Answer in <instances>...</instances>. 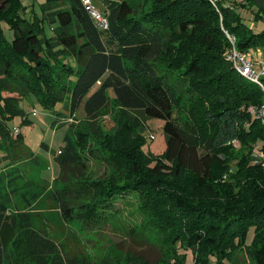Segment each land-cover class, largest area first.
<instances>
[{
    "label": "trees",
    "instance_id": "16d2710c",
    "mask_svg": "<svg viewBox=\"0 0 264 264\" xmlns=\"http://www.w3.org/2000/svg\"><path fill=\"white\" fill-rule=\"evenodd\" d=\"M95 1L106 29L83 0H47L45 19L57 22L59 31L41 39L39 22H25L17 0H0V23L13 34L7 41L0 24V146L7 152L0 172V264H75L61 255L50 233L12 206L9 189L17 188L30 167L39 170L45 190L54 180L60 184L52 201L63 218L76 216L89 230L107 222L119 198L146 194L143 202L150 204L156 227L168 231L166 264H188L189 254L191 264H210L211 258L232 264L236 252L250 264H264V169L252 163L258 143L264 152V126L248 112L261 105L262 92L226 60L230 43L224 34L234 37L238 51L264 50V32L253 34L236 12L248 9L264 22V0H150L149 7ZM29 95L50 110L68 101L70 116L82 106L86 131L97 135L98 121L114 105L123 114L162 120L165 152L148 168L149 177L143 176L140 161L148 158L140 150L142 134L115 119L113 134L91 138L95 150L109 153L119 175L129 178H83L93 149L77 150L68 134L54 158L57 176L49 180L45 163L7 127ZM178 111L189 120L175 117ZM61 115L56 113L54 125L63 121ZM227 165L236 173L222 181L218 170ZM185 175L192 178L189 189ZM11 232L12 239L6 236Z\"/></svg>",
    "mask_w": 264,
    "mask_h": 264
},
{
    "label": "rangeland",
    "instance_id": "374dc122",
    "mask_svg": "<svg viewBox=\"0 0 264 264\" xmlns=\"http://www.w3.org/2000/svg\"><path fill=\"white\" fill-rule=\"evenodd\" d=\"M129 1L133 7L150 6V0ZM236 1L240 3V0ZM17 2L20 7L19 13L25 22H39L41 39H50L58 33L57 22L45 19L44 6L47 0H17ZM226 2L228 1L226 0ZM92 5L94 9L101 12V5L96 3L95 0ZM236 12L242 17L244 26L251 30L253 34L264 32V22L257 18L253 12L242 7H237ZM0 24L6 40L10 42L13 34L9 25L5 22ZM22 28L25 27L22 26ZM249 51L250 49L247 52ZM251 54L255 59L253 69L259 73V63L264 60V50L262 48L252 49ZM66 61L71 66H74L73 59L68 58ZM161 65H164L163 62H161ZM261 79H264V77H261ZM108 94L110 97H114L111 91ZM3 95L6 96L7 94L4 93ZM65 102L63 104L58 103L54 110H50L42 105L34 95H29L19 101L21 112L6 121L7 127L11 132L15 129L19 131L23 145L45 163L46 171L43 173L45 178L49 180L56 178L58 167L54 158L64 146V139L68 134H72L70 138L72 142L76 143L77 150L93 149L91 154H89L93 157L87 166L83 178L105 179L111 182H120L125 178H129V174L119 175L109 160V153L101 148V151L95 150L98 146L91 138L95 135L98 138H102L104 134H113L116 130L113 122L115 119H120L123 123L135 126L137 134H142L143 143L140 150L148 159L140 162L145 170L142 173L143 176L149 177L147 174L148 168L153 166L154 161L166 149V139L163 131L164 121L145 119L141 114L134 112L123 114L114 105L110 113L98 121L100 135H97L93 134L91 130H88L91 133L86 131L84 124L85 113L82 106L70 116L68 101ZM56 113L62 114L63 121H57V124L54 125ZM178 116L182 120H189L186 112H175V117ZM76 133L79 135L78 141L75 139ZM129 136V134L127 136L123 135L121 140H126ZM87 138L90 139V142L88 141L89 144L86 141ZM232 147L235 152L240 149L237 143H234ZM257 147L261 148L262 143H258ZM6 154L5 149L0 146V172L6 167ZM228 165L225 170L221 168L218 170L220 173L219 178L222 181L227 179V175L236 173V168L229 169ZM184 182L187 183L188 189L192 187L191 176L185 175ZM16 185V189H9L15 212L24 213L37 229L50 233V239L60 249L61 255L68 257L71 262L73 261L75 264H166L163 249L168 237V231L160 230L156 227L157 219L152 216L150 204H144L143 202L146 194H125V198H119L114 203L113 214L108 218L107 222L99 224L93 230H89L76 216L68 221L63 218L57 209L56 203L52 201V195L58 191L56 189H60V184L54 180L49 188L45 190L43 188L44 182L38 169L30 167L25 177L19 179ZM22 194L24 197H20ZM82 201L85 202L86 200ZM252 231L253 229H250L247 242L252 239ZM6 236L12 239V232L6 234ZM187 263H192L190 254L188 255ZM170 264H175V260L171 259ZM210 264H216L214 258H211ZM232 264L250 263L244 257L243 252H236L232 258Z\"/></svg>",
    "mask_w": 264,
    "mask_h": 264
},
{
    "label": "built area",
    "instance_id": "2783aa9c",
    "mask_svg": "<svg viewBox=\"0 0 264 264\" xmlns=\"http://www.w3.org/2000/svg\"><path fill=\"white\" fill-rule=\"evenodd\" d=\"M216 1L218 0H212V3L215 4ZM83 5L86 6L88 13L97 23L98 27L101 29H106V19L96 9L93 8L91 0H83ZM225 34L230 43V47L225 54L226 60L240 77L257 85L262 92L261 105L259 107H249L248 112L264 126V79H261V77H264V60L259 63L260 71L257 73L253 69L255 59L251 54L252 50L249 52L238 51L234 44V37L227 33ZM18 132V130L14 131L15 134ZM252 157V163L254 165H260L264 169V152H262L257 146L253 149Z\"/></svg>",
    "mask_w": 264,
    "mask_h": 264
}]
</instances>
